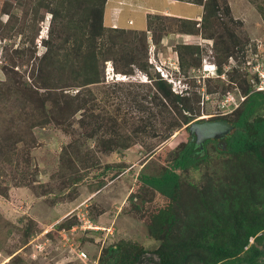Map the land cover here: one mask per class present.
<instances>
[{
  "label": "trees",
  "instance_id": "16d2710c",
  "mask_svg": "<svg viewBox=\"0 0 264 264\" xmlns=\"http://www.w3.org/2000/svg\"><path fill=\"white\" fill-rule=\"evenodd\" d=\"M107 1H7L8 19L0 21V36L16 28L22 33L31 28L34 34L25 42L35 47H29L27 54L25 48L12 49L10 61L1 67L5 79H0V154L4 156L0 163L12 164L18 147L28 146L26 136L32 138L35 127L53 124L71 136L83 128L79 135L87 141L96 138L99 147L121 153L141 135L158 134L166 140L176 130L185 126L190 133L192 122L206 120L198 119L201 108L196 91L176 92L162 74L150 72L148 37L151 33L159 44V35H169L166 21H172L179 24L180 33L213 39L222 74L223 63L240 48L235 25L241 22L234 17L229 0H177L202 5V19L149 13L145 30L106 24ZM258 7L264 18V5ZM46 14L51 15V24L40 53L37 38ZM174 50L184 72L201 67L200 45L177 43ZM107 61L113 62L116 73L131 75L139 68L151 80L128 89L121 87L122 82L107 83ZM26 63L33 65L28 72L20 68ZM240 84L245 99L230 115L210 119L231 122L234 127L228 135L207 140L201 149L190 133L188 141L169 152L164 166L138 175L139 192L130 196L134 206L153 203L157 195L164 199L163 206L150 208L145 219L149 236L159 241L154 250L156 264H264V89H257L246 77ZM123 108L134 109L138 120L122 118ZM157 121H164L159 133ZM203 166L208 172L202 186L184 178L189 169L198 171ZM105 168L106 172L114 168L112 179L126 170L120 163ZM33 220L27 223L21 247L40 226ZM5 223L7 219L0 216V224ZM76 223L63 221L57 229L71 233ZM148 252L141 243L121 239L104 246L95 263L141 264ZM19 253L12 258L19 257L15 264L24 262Z\"/></svg>",
  "mask_w": 264,
  "mask_h": 264
},
{
  "label": "rangeland",
  "instance_id": "374dc122",
  "mask_svg": "<svg viewBox=\"0 0 264 264\" xmlns=\"http://www.w3.org/2000/svg\"><path fill=\"white\" fill-rule=\"evenodd\" d=\"M7 1L0 0L2 22L8 19L5 13ZM229 2L234 17L241 22L235 25L240 48L234 58L223 63L222 74L218 71L219 59L215 54L213 39L204 38L201 34L184 36L179 31V24L172 21H166L169 35H159V44L151 39L149 33L150 72L161 74L159 69L165 71L174 81L172 85L176 92L187 89L196 91L200 95L201 108L198 119L230 115L246 97L240 84L245 77L257 89H264V18L258 7L259 3L264 5V0ZM133 3L143 5L147 11L148 8L161 9L165 5H172L167 0H133ZM123 8V16L134 20L133 24H126L141 29L139 27L144 23L143 10L135 4H125ZM197 9L198 5L184 2L173 4L172 8L182 14H194ZM50 22L51 15L46 14L37 38V50L40 53L44 50L42 40L48 37ZM223 27L224 23L218 26L220 31L224 30ZM33 34L31 28H27L25 33L16 28L12 33L5 31L4 37L0 36V79H5L1 67L6 61H10L8 54L12 49L25 48L27 54L29 47H35L34 44L25 42ZM197 41L202 42L198 44L202 65L199 69L186 73L178 64L175 45L196 44ZM32 66V63H26L21 64L20 68L28 72ZM235 68L236 72L233 71ZM147 74L149 73L139 68H134L131 75L116 73L113 62L106 63V82H122L121 87L124 89L150 82ZM129 82L134 84L129 85ZM124 115L130 121L138 120L134 109L123 108L121 117ZM156 126L157 133L161 132L164 121H157ZM81 131L83 128H77L75 132L78 133L71 136L53 124L35 127L32 138L31 134L26 136L24 143L28 146L24 149L22 146L18 147L12 164L0 163V185L3 189V192L0 191V216L9 223L0 224V264H15L19 257L12 258L19 252L22 253L20 259L24 261L20 264H96L101 249L121 239L133 240L146 246L149 252L141 264L157 263L158 256L154 250L159 246V241L149 236L145 219L150 208L163 206L161 204L164 199L157 195L153 203L145 202L138 208L134 206L130 196L139 192V173L142 170L156 172L164 166L170 158L169 152L190 139L189 131L184 126L166 140H162L158 134L141 135L137 143L123 148L121 153L99 147L96 145V138L87 141V138L79 135ZM77 146L80 148L77 149ZM152 148L151 152H154L149 156ZM0 157L4 159L1 154ZM115 163L125 165L126 170L112 179L114 168L106 172L105 166ZM206 166L198 171L189 169L184 173V178L202 186L206 182ZM30 220L38 222L40 226L36 227L29 243L21 247ZM67 220L77 222V229L72 231L74 235H68L71 238L69 242L63 239V233L57 229L58 223ZM40 228L42 229L39 230ZM37 236L38 243H45L40 250L37 249L39 252L33 241ZM73 246L87 252L89 258L86 262L80 260L75 251L72 252ZM11 252L12 254H8ZM69 254L74 257L72 260L69 259Z\"/></svg>",
  "mask_w": 264,
  "mask_h": 264
},
{
  "label": "crops",
  "instance_id": "0c3cea01",
  "mask_svg": "<svg viewBox=\"0 0 264 264\" xmlns=\"http://www.w3.org/2000/svg\"><path fill=\"white\" fill-rule=\"evenodd\" d=\"M167 1L171 2L172 5L170 6L165 5V8H161V9L148 8L149 10L147 11L143 7V5L141 6V4L133 3V0H108L106 4V10H105L106 24H109L110 26H113V27H124L127 29L132 28L128 26L126 23L133 24L134 23L133 18L131 17L126 18L123 16L125 12V8H123V5L125 4H129V6H132L133 4H135L140 9L143 10L142 18L145 24L143 23V26L139 27L141 29L134 28L136 30H145L147 28V25H148L147 20H148L149 13L167 14V15H173V16H178V17L180 16V17H186V18H193L196 20L202 19V16L204 14V8L202 5H198L199 9H197V11L194 14H182V13H177L176 11L172 10L173 4L177 3V0H167ZM182 35L188 36V35H193V34L184 33ZM196 44H202V42L197 41ZM73 258L74 257L72 256V254H69V259L72 260Z\"/></svg>",
  "mask_w": 264,
  "mask_h": 264
},
{
  "label": "water",
  "instance_id": "95a60500",
  "mask_svg": "<svg viewBox=\"0 0 264 264\" xmlns=\"http://www.w3.org/2000/svg\"><path fill=\"white\" fill-rule=\"evenodd\" d=\"M233 127V124L225 119H206L192 122L189 130L192 140L203 149L207 140L223 138L233 130Z\"/></svg>",
  "mask_w": 264,
  "mask_h": 264
},
{
  "label": "built area",
  "instance_id": "2783aa9c",
  "mask_svg": "<svg viewBox=\"0 0 264 264\" xmlns=\"http://www.w3.org/2000/svg\"><path fill=\"white\" fill-rule=\"evenodd\" d=\"M160 71H161V74H162V76L164 77V78H167L169 81H171L172 79L169 77V75L165 72V71H163V70H161V69H159ZM117 75H119V74H117ZM173 81V80H172ZM228 100H229V98H228ZM244 100V99H243ZM239 106V105H238ZM237 106V107H238ZM236 107V108H237ZM77 229V227L76 226H74L73 228H72V231H74V230H76ZM61 232L63 233V239L64 240H66V241H70L71 240V238H69V232L67 231V230H65V229H62L61 230ZM71 234H73L72 232H71ZM38 238H39V236H37V237H35L34 238V243L36 244H34L36 247H35V249L37 250H40L39 248L40 247H42V245H43V243H38ZM40 244V245H39ZM45 244V243H44ZM45 246V245H44ZM45 248V247H44ZM73 248V250H72V252H76V254H77V256H78V258L80 259V260H82V261H84V262H86V260L89 258V256H88V254H87V252H85L84 250H77V249H75V246H73L72 247ZM37 250V251H38ZM39 252V251H38ZM41 252H42V250H41ZM33 256L34 257H36V254L35 253H33Z\"/></svg>",
  "mask_w": 264,
  "mask_h": 264
},
{
  "label": "clouds",
  "instance_id": "9594fccd",
  "mask_svg": "<svg viewBox=\"0 0 264 264\" xmlns=\"http://www.w3.org/2000/svg\"><path fill=\"white\" fill-rule=\"evenodd\" d=\"M170 82H172V83H173L174 81H170Z\"/></svg>",
  "mask_w": 264,
  "mask_h": 264
},
{
  "label": "flooded vegetation",
  "instance_id": "af4514ba",
  "mask_svg": "<svg viewBox=\"0 0 264 264\" xmlns=\"http://www.w3.org/2000/svg\"><path fill=\"white\" fill-rule=\"evenodd\" d=\"M193 141V140H192ZM195 142V141H194Z\"/></svg>",
  "mask_w": 264,
  "mask_h": 264
}]
</instances>
